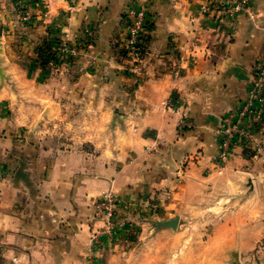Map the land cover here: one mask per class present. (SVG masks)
Listing matches in <instances>:
<instances>
[{
  "label": "crops",
  "instance_id": "crops-1",
  "mask_svg": "<svg viewBox=\"0 0 264 264\" xmlns=\"http://www.w3.org/2000/svg\"><path fill=\"white\" fill-rule=\"evenodd\" d=\"M224 1L148 0L134 62L124 18L138 0H0V264L127 250L118 226L91 239L108 192L138 230L206 236L200 264H264V102L243 119L249 137L219 147L264 64V0L232 19L212 8ZM169 219L176 229L156 226Z\"/></svg>",
  "mask_w": 264,
  "mask_h": 264
},
{
  "label": "built area",
  "instance_id": "built-area-1",
  "mask_svg": "<svg viewBox=\"0 0 264 264\" xmlns=\"http://www.w3.org/2000/svg\"><path fill=\"white\" fill-rule=\"evenodd\" d=\"M148 0H138L137 6H132L125 14L126 22V52L131 59L135 62L141 58L142 55V43L145 37L150 16L146 11L145 4ZM225 17L232 19L236 13L248 10L247 0H226L217 7ZM209 5H203L201 7V13H207L212 9ZM45 14V13H44ZM17 19L22 24L30 23L32 16L29 10L25 8H19ZM62 50H67L66 44H61ZM264 64L261 62L255 66L254 78L251 81L248 97L243 103L240 115L241 119L232 121L226 119L219 130L220 134V151L223 156L226 150L231 146V143L239 137L247 138L250 135V128L248 124H245L244 117L260 118L262 115V104L264 102ZM180 125H183V120L180 121ZM117 197L113 193H103L96 202L98 217L104 221L105 228L100 231L92 233V240L99 238L100 235L105 234L111 236L114 229L119 224H123V221L115 220V211L117 207ZM1 249V239H0Z\"/></svg>",
  "mask_w": 264,
  "mask_h": 264
},
{
  "label": "rangeland",
  "instance_id": "rangeland-1",
  "mask_svg": "<svg viewBox=\"0 0 264 264\" xmlns=\"http://www.w3.org/2000/svg\"><path fill=\"white\" fill-rule=\"evenodd\" d=\"M65 52L67 51H60L63 56L65 55ZM133 216L131 219L129 217L128 219H124L122 215L121 217L118 215V217L115 218V220L119 221V223L120 221H123V224H119L118 227H121V229H123L127 234L125 244L128 249L126 250L124 247L120 246H116V248L112 246V249H107V251L98 256L95 253V255L92 256L95 264L97 261L99 262L98 264H168V262L169 264H182L181 262L183 259H180V256L178 257L177 250L175 252L171 251L168 253L165 248L167 245L169 247L171 246V249H173L172 245L176 247L175 249H179L178 247L185 245L188 249V252H186V259L183 260L186 261L185 264H200L201 256L204 254L200 252L199 244L206 242V236H182L177 239L173 235L156 234L152 232V228L156 222L151 220L141 221V228L138 230L132 224L134 223ZM102 223V226H100L96 231H100L105 228L104 221H102ZM151 223H153V226ZM179 226L180 225H178V227ZM102 235L107 237L105 234ZM102 235L93 240L95 242L94 244L101 241L103 237ZM112 235L107 238H112Z\"/></svg>",
  "mask_w": 264,
  "mask_h": 264
},
{
  "label": "water",
  "instance_id": "water-1",
  "mask_svg": "<svg viewBox=\"0 0 264 264\" xmlns=\"http://www.w3.org/2000/svg\"><path fill=\"white\" fill-rule=\"evenodd\" d=\"M177 219H169L162 222H158L156 226H164V227H170L172 229L176 228L177 226Z\"/></svg>",
  "mask_w": 264,
  "mask_h": 264
},
{
  "label": "trees",
  "instance_id": "trees-1",
  "mask_svg": "<svg viewBox=\"0 0 264 264\" xmlns=\"http://www.w3.org/2000/svg\"><path fill=\"white\" fill-rule=\"evenodd\" d=\"M145 40H147V38H146V36L143 38V43L145 42ZM142 43V44H143ZM41 50L43 49V47L42 48H40Z\"/></svg>",
  "mask_w": 264,
  "mask_h": 264
}]
</instances>
